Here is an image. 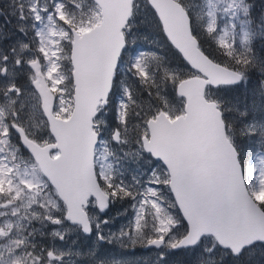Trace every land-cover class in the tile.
Listing matches in <instances>:
<instances>
[{
  "label": "snow or ice",
  "instance_id": "obj_1",
  "mask_svg": "<svg viewBox=\"0 0 264 264\" xmlns=\"http://www.w3.org/2000/svg\"><path fill=\"white\" fill-rule=\"evenodd\" d=\"M137 247L264 264V0H0V264Z\"/></svg>",
  "mask_w": 264,
  "mask_h": 264
},
{
  "label": "trees",
  "instance_id": "obj_2",
  "mask_svg": "<svg viewBox=\"0 0 264 264\" xmlns=\"http://www.w3.org/2000/svg\"><path fill=\"white\" fill-rule=\"evenodd\" d=\"M157 42L159 43V38L158 37H157ZM159 51L161 52V54H166L169 60H171V61H173L175 63H178V64L180 63L179 60H176V58L173 57L170 52H168V48L164 44H160L159 45ZM173 51H174V49H173ZM120 208H121V205L114 206L113 212L118 211ZM116 246L118 247V249L116 248L115 250L116 251H120L119 246L118 245H116ZM127 252H129V251L128 250L124 251V254L127 253ZM129 253L132 255V259H133V256H136V255L140 256V258H139L140 264H149V261L155 259V257L147 256L148 252L147 251H143L142 248H140V247L136 249V252H133V253L129 252ZM181 259H182V257H176L175 258V260L177 262L180 261ZM257 259H259V258H257Z\"/></svg>",
  "mask_w": 264,
  "mask_h": 264
},
{
  "label": "flooded vegetation",
  "instance_id": "obj_3",
  "mask_svg": "<svg viewBox=\"0 0 264 264\" xmlns=\"http://www.w3.org/2000/svg\"><path fill=\"white\" fill-rule=\"evenodd\" d=\"M109 248H113V249H118V247L115 245V246H113V245H109L108 246ZM139 248V247H138ZM136 249L137 248H135V249H128V251L129 252H131V253H133V252H136ZM142 250H143V248H142ZM144 251V250H143ZM129 252H127V253H125L124 255L126 256V258L131 262V264L133 263H135V264H140V260H139V258H140V256H133V259H132V255L129 253ZM147 252H148V254H147V256H152V257H155L154 256V253H151L149 250H147Z\"/></svg>",
  "mask_w": 264,
  "mask_h": 264
},
{
  "label": "water",
  "instance_id": "obj_4",
  "mask_svg": "<svg viewBox=\"0 0 264 264\" xmlns=\"http://www.w3.org/2000/svg\"><path fill=\"white\" fill-rule=\"evenodd\" d=\"M144 250H147V249H144Z\"/></svg>",
  "mask_w": 264,
  "mask_h": 264
},
{
  "label": "rangeland",
  "instance_id": "obj_5",
  "mask_svg": "<svg viewBox=\"0 0 264 264\" xmlns=\"http://www.w3.org/2000/svg\"><path fill=\"white\" fill-rule=\"evenodd\" d=\"M138 248V247H137Z\"/></svg>",
  "mask_w": 264,
  "mask_h": 264
}]
</instances>
